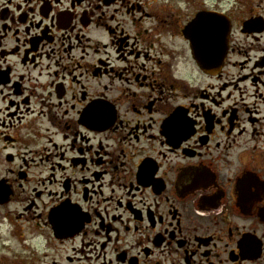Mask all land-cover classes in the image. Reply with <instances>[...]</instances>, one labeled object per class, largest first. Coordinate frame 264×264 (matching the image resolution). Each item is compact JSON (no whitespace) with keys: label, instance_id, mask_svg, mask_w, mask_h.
<instances>
[{"label":"flooded vegetation","instance_id":"1","mask_svg":"<svg viewBox=\"0 0 264 264\" xmlns=\"http://www.w3.org/2000/svg\"><path fill=\"white\" fill-rule=\"evenodd\" d=\"M0 264H264V12L0 0Z\"/></svg>","mask_w":264,"mask_h":264},{"label":"rangeland","instance_id":"2","mask_svg":"<svg viewBox=\"0 0 264 264\" xmlns=\"http://www.w3.org/2000/svg\"><path fill=\"white\" fill-rule=\"evenodd\" d=\"M174 1H178V0H174ZM198 1H201V0H196V2ZM212 1L214 3H219L223 1L224 3H228L229 7H233L234 9L238 8L239 11H241L242 9H246L247 11L248 8H255V11L264 12V0H212ZM180 6H183V5H180Z\"/></svg>","mask_w":264,"mask_h":264},{"label":"water","instance_id":"3","mask_svg":"<svg viewBox=\"0 0 264 264\" xmlns=\"http://www.w3.org/2000/svg\"><path fill=\"white\" fill-rule=\"evenodd\" d=\"M254 23L256 24V26H258L257 21L247 22L246 26L252 25ZM259 25H260V23H259ZM213 27H214L213 35H212L211 32L209 33V35H211L213 37L214 42L219 41L222 44H224V48L225 49H224L223 53L221 54V57H224V55L227 52V45H228V39H229V36H230L231 27H230V25L228 26V24H224L223 27H222L224 30L221 33L218 32V30H217L218 25H217L216 22L213 24ZM259 28H261V26ZM262 30L263 29H261V31ZM187 33L190 36V33L189 32H187ZM219 56L220 55H217V57H219Z\"/></svg>","mask_w":264,"mask_h":264}]
</instances>
